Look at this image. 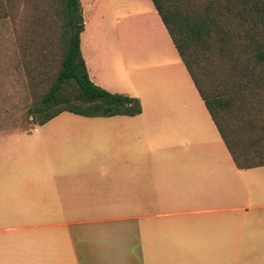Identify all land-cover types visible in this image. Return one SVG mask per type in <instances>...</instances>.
I'll list each match as a JSON object with an SVG mask.
<instances>
[{
	"label": "crops",
	"instance_id": "obj_1",
	"mask_svg": "<svg viewBox=\"0 0 264 264\" xmlns=\"http://www.w3.org/2000/svg\"><path fill=\"white\" fill-rule=\"evenodd\" d=\"M138 2L103 37L94 5L79 48L89 79L139 114L0 129V264H244L245 249L264 264V165L237 167L153 2ZM30 134L44 145L12 146Z\"/></svg>",
	"mask_w": 264,
	"mask_h": 264
},
{
	"label": "rangeland",
	"instance_id": "obj_2",
	"mask_svg": "<svg viewBox=\"0 0 264 264\" xmlns=\"http://www.w3.org/2000/svg\"><path fill=\"white\" fill-rule=\"evenodd\" d=\"M128 1L80 0L83 20L90 19L88 11L94 5H101L99 20L95 18L91 23L100 25L99 36L103 37L108 34L107 28L116 29V18L127 12L139 14L147 10L138 0H134L137 5H127ZM254 1L260 0H247L246 3L244 0L162 1L165 9H173L176 5L194 18V13L205 6L213 7L226 42L221 48L217 36L210 33L206 38L209 46L192 43L186 54L190 56L193 72L204 94L209 100L218 98L223 102L224 106L217 108L215 115L228 140L235 142L234 148L241 159L245 155L254 157L251 140L262 131L258 124L264 125V78L258 81L256 75L260 68L247 63L253 49L251 36L257 40L261 36L258 31L248 29L251 22L241 18L244 6ZM59 5V0H0V129L29 131L41 119L40 114L31 113L30 109L48 91L60 67L63 21ZM39 126L41 133L52 131L60 128V121ZM40 136L23 135L19 140L14 139L12 146H23L30 151L34 146L44 145ZM25 152L29 156L28 151ZM21 205L25 208L27 203ZM253 256V250L245 249L244 264H252Z\"/></svg>",
	"mask_w": 264,
	"mask_h": 264
},
{
	"label": "trees",
	"instance_id": "obj_3",
	"mask_svg": "<svg viewBox=\"0 0 264 264\" xmlns=\"http://www.w3.org/2000/svg\"><path fill=\"white\" fill-rule=\"evenodd\" d=\"M165 25L183 63L185 64L193 82L195 83L206 108L223 138L232 158L239 168H251L264 165V125L258 124L262 130L251 140L254 146V157L245 155L240 158L234 148V143L228 140L219 125L215 110L224 106L221 99L209 100L204 94L198 79L196 78L190 56L186 54L190 44H198L207 47L210 33L217 36V43L226 42L225 35L220 30V23L214 14L213 7L205 6L194 13L196 18L188 11H180V8L165 9L163 0H151ZM180 1V0H174ZM247 0H244L246 3ZM59 15L63 21V33L61 36L62 58L60 67L54 81L40 101L30 109L31 113L40 114L41 119L36 125H42L55 115L68 111L83 116H111V115H136L142 110L139 99L133 96L111 93L95 85L88 77L85 62L79 48V36L84 28L82 7L80 0H59ZM185 5H183L184 7ZM241 18L251 22L250 30L258 31L261 39L251 36L252 53L247 57V63L251 67H259L256 75L258 81L264 77V0L254 1L251 5H245ZM180 34V36H179ZM214 43V42H212ZM222 44V46H223ZM221 46V48H222ZM246 75V74H245ZM60 106V107H58ZM57 108V109H56ZM252 129L256 126L250 123Z\"/></svg>",
	"mask_w": 264,
	"mask_h": 264
}]
</instances>
